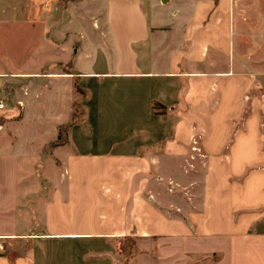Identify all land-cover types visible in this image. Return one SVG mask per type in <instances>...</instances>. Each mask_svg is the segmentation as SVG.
Masks as SVG:
<instances>
[{"label": "crops", "instance_id": "crops-1", "mask_svg": "<svg viewBox=\"0 0 264 264\" xmlns=\"http://www.w3.org/2000/svg\"><path fill=\"white\" fill-rule=\"evenodd\" d=\"M171 1L0 0V264H264V59Z\"/></svg>", "mask_w": 264, "mask_h": 264}, {"label": "rangeland", "instance_id": "rangeland-1", "mask_svg": "<svg viewBox=\"0 0 264 264\" xmlns=\"http://www.w3.org/2000/svg\"><path fill=\"white\" fill-rule=\"evenodd\" d=\"M192 1L195 0H172L170 6L174 10L177 6L189 7L188 2L191 5ZM232 6L236 9L240 15L241 20L236 17V37L235 42L238 44V27L242 23V36L241 40L243 45H241L240 50L242 54L252 56V58H263L264 59V0H232ZM170 7V8H171ZM171 8V9H172ZM192 8L189 9L191 14ZM237 16V15H236ZM77 97L81 100L83 95L77 94ZM197 141H194V143ZM195 143V144H196ZM198 149L197 147L194 148ZM51 163V162H50ZM192 168V165H188ZM203 167V165H202ZM134 239V238H133ZM2 239L1 241L4 243ZM5 248L8 247V242L4 243ZM120 250L123 254V261L125 264H129L131 261V256L138 251V245L135 242H123L120 244Z\"/></svg>", "mask_w": 264, "mask_h": 264}, {"label": "trees", "instance_id": "trees-1", "mask_svg": "<svg viewBox=\"0 0 264 264\" xmlns=\"http://www.w3.org/2000/svg\"><path fill=\"white\" fill-rule=\"evenodd\" d=\"M77 93H79L80 95H83V99L80 100L79 98H77L74 102V105H73V121L70 124V126L81 121V120H83L84 116H85V110L83 107V100L87 97V95L83 89L78 87V85H77ZM153 111L155 114H163L167 111V108L164 105H161V104L155 102L153 104ZM65 131H66V127H61V134H60L61 138L55 144H60V143H63L65 141V136H64ZM124 241L133 243L134 239L127 237L124 239Z\"/></svg>", "mask_w": 264, "mask_h": 264}, {"label": "built area", "instance_id": "built-area-1", "mask_svg": "<svg viewBox=\"0 0 264 264\" xmlns=\"http://www.w3.org/2000/svg\"><path fill=\"white\" fill-rule=\"evenodd\" d=\"M20 105L22 104L20 103ZM9 107H10L9 103H7L4 99L1 98L0 99V129L3 127L2 120H7L10 117V115H8ZM2 239L3 238L0 237V252L5 249L4 243L1 241Z\"/></svg>", "mask_w": 264, "mask_h": 264}]
</instances>
